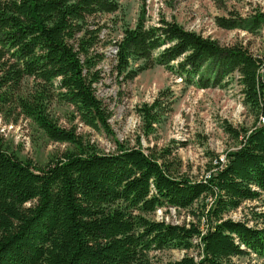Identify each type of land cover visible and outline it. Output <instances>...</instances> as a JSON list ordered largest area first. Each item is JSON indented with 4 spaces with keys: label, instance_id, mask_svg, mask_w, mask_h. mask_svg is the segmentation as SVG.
Masks as SVG:
<instances>
[{
    "label": "trees",
    "instance_id": "16d2710c",
    "mask_svg": "<svg viewBox=\"0 0 264 264\" xmlns=\"http://www.w3.org/2000/svg\"><path fill=\"white\" fill-rule=\"evenodd\" d=\"M119 2L0 0V116L18 110L47 139L68 145L34 166L0 140V264H252L250 258L240 261L251 254L264 264V223L250 226L226 216L264 195V59L173 20L145 26L143 14L113 43L114 68L126 80L156 65L201 89L220 87L238 74L254 122L224 127L237 145L225 160L215 158L199 180L182 172L169 148L145 153L139 144L114 140V151L106 153L75 126L53 118L54 104L67 105L74 119L114 136L110 112L95 93L100 76L94 46L101 27L90 22L116 12ZM261 21L256 16L241 23L256 27ZM216 23L243 25L224 18ZM172 103V92L164 89L142 105L147 131ZM159 208L186 210L191 220L150 219ZM169 249L195 256L151 259V253Z\"/></svg>",
    "mask_w": 264,
    "mask_h": 264
},
{
    "label": "rangeland",
    "instance_id": "374dc122",
    "mask_svg": "<svg viewBox=\"0 0 264 264\" xmlns=\"http://www.w3.org/2000/svg\"><path fill=\"white\" fill-rule=\"evenodd\" d=\"M141 14L145 26L173 20L184 29L217 40L221 45H242L264 59V0H120L116 12L98 15L90 22L101 27L98 43L94 46V53L99 56L95 69L100 76L95 93L110 112L109 123L114 136L93 130L74 119L70 106H52L51 114L58 125L75 126L78 133L94 142L101 151L113 152L114 140L128 146L139 144L145 153L169 148L180 159L182 172L199 180L206 177L215 158L224 159L226 152L237 145L224 127L249 128L254 122V113L244 103L237 73L225 77L222 86L206 89L186 84L176 72L160 65L142 71L131 80L118 73L114 68L113 43L120 40L124 28L136 25ZM256 16L263 19L256 27H252L253 23H241L243 19ZM216 18L243 25L222 28L217 25ZM24 85L31 87V81L26 80ZM164 89L172 92L171 111L147 131L139 109L150 104ZM0 138L9 152L30 160L34 166H42L68 146L47 139L31 120L18 114V110L0 116ZM226 216L233 220H247L250 226L262 225L264 195L243 202ZM149 218L173 224L191 220L186 210L173 208H159ZM185 254L195 256V251L169 249L153 252L150 256L155 262L165 263L178 260ZM247 258L252 264L263 262L253 254L240 261L244 263Z\"/></svg>",
    "mask_w": 264,
    "mask_h": 264
},
{
    "label": "built area",
    "instance_id": "2783aa9c",
    "mask_svg": "<svg viewBox=\"0 0 264 264\" xmlns=\"http://www.w3.org/2000/svg\"><path fill=\"white\" fill-rule=\"evenodd\" d=\"M261 76H264V62H263V65H262V67H261ZM224 160H225V158H224ZM220 162H224V161H220Z\"/></svg>",
    "mask_w": 264,
    "mask_h": 264
},
{
    "label": "bare ground",
    "instance_id": "6f19581e",
    "mask_svg": "<svg viewBox=\"0 0 264 264\" xmlns=\"http://www.w3.org/2000/svg\"><path fill=\"white\" fill-rule=\"evenodd\" d=\"M221 160H223V158H220Z\"/></svg>",
    "mask_w": 264,
    "mask_h": 264
}]
</instances>
